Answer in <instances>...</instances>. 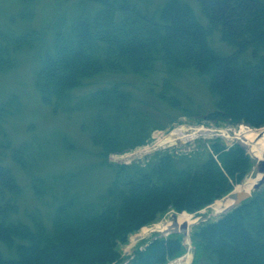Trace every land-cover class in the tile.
<instances>
[{
  "label": "trees",
  "instance_id": "16d2710c",
  "mask_svg": "<svg viewBox=\"0 0 264 264\" xmlns=\"http://www.w3.org/2000/svg\"><path fill=\"white\" fill-rule=\"evenodd\" d=\"M94 1L100 4L94 14L80 11L65 31L54 32L52 51L35 75L41 102L52 113L73 108L74 91L97 75L144 78L162 67L172 76L191 72L205 83L213 100L206 119L264 126V0H196L206 26L183 0H166L150 12L149 6L131 0ZM210 29L219 32L231 53L219 54L209 44ZM37 37L35 31L13 38L0 31V73L13 69L17 53L32 47ZM163 85L159 99L180 108L168 92L169 82ZM119 87L99 89L85 101L97 110L90 140L113 172L96 201L80 203L64 196L50 225L39 213L29 217L30 223L22 222L15 218L22 187L12 170L0 165V244L11 253L0 251V264H117L123 260L120 246L142 227L169 211L196 214L250 172L252 160L245 148L219 139L207 143L205 154L163 152L144 165L109 163L110 154L142 146L150 134L140 127L143 115L134 112L132 95ZM13 101L0 105L4 140L2 123ZM24 152L11 150L12 161L21 168L27 164ZM31 187L37 197L45 188L39 179ZM190 239L192 264H264V189L194 226ZM184 252L181 234L157 235L136 249L127 264H167Z\"/></svg>",
  "mask_w": 264,
  "mask_h": 264
},
{
  "label": "rangeland",
  "instance_id": "374dc122",
  "mask_svg": "<svg viewBox=\"0 0 264 264\" xmlns=\"http://www.w3.org/2000/svg\"><path fill=\"white\" fill-rule=\"evenodd\" d=\"M131 1L139 7L149 6L147 11L150 12L166 0H147L145 3L143 0ZM183 1L191 6L199 22L206 26L207 22L196 0ZM99 8V2L94 0H0L2 33L10 38L29 31H35L38 35L32 47L17 53L15 67L0 73V105L14 100L10 104V113L2 123L6 138L4 140L0 136V165L11 169L22 187V195L17 202L18 213L15 216L22 222L30 223L29 217L39 213L45 223L50 225L55 205L62 197L72 195L83 203L96 201L104 193L112 180L113 172L102 162L99 148L90 140V126L97 110L85 101L89 94L115 83L119 84L120 90L132 95L134 112L143 115L140 127L150 132L144 146H150L139 151L142 153L146 150L144 154L135 155L138 151L132 153V150L127 155H122L121 159L108 157L109 163L144 165L154 155L163 152L177 156L205 154L207 143L219 139L227 146L239 143L249 154L252 168L243 180L256 172L258 160L251 156L239 136L240 129L252 128L242 123L230 124L206 119L213 100L205 83L191 72L172 76L158 67L154 73L144 78L131 74L104 73L93 77L84 87L74 91L75 99L71 109L54 114L41 102L35 87V75L42 58L52 51L54 32L58 29L65 31L80 11L92 15ZM208 42L222 55L233 50L221 41L216 30H209ZM165 81L169 82L171 88L168 92L178 99L180 108H172L157 96L163 90ZM263 128L264 126L257 130ZM163 138H166V144L157 145L159 142L156 141ZM153 142L156 143L151 145ZM5 143L8 147L2 146ZM17 148L25 150L26 168H21L11 159V150ZM33 179H39L45 186L40 197L32 190ZM260 189H264V184ZM211 205L192 214L198 222L187 228L188 242L185 234L180 233L185 247L184 254L189 253L190 256L189 264H192L195 251L190 239L192 228L218 217L213 215ZM181 213L187 212L169 211L157 222L143 228L151 229L154 225L173 221ZM141 229L131 235L125 245L120 246L123 262L130 260L135 250L142 249L153 237H166L173 233L152 231L144 235L141 234ZM0 251L6 256L11 254L1 244ZM171 262L168 264H172Z\"/></svg>",
  "mask_w": 264,
  "mask_h": 264
},
{
  "label": "bare ground",
  "instance_id": "6f19581e",
  "mask_svg": "<svg viewBox=\"0 0 264 264\" xmlns=\"http://www.w3.org/2000/svg\"><path fill=\"white\" fill-rule=\"evenodd\" d=\"M239 136L248 147V151L252 157H255L258 161V165L264 166V128L260 130H253L248 128H242L239 130ZM262 173L255 172L247 176V178L240 184L236 185L233 191L227 197L215 201L211 208L213 209V215L219 216L224 212L229 206L232 205V195L239 191L251 192L255 186H257L258 181L261 179ZM198 222V219L192 214L181 213L174 217L173 221L165 222L164 224L154 225L151 229L142 228L141 234H148L152 231H158L159 233H169L178 230L181 225L185 224L187 227ZM186 242H188V233H184ZM190 256L187 253L182 258L178 259L175 264H189Z\"/></svg>",
  "mask_w": 264,
  "mask_h": 264
},
{
  "label": "water",
  "instance_id": "95a60500",
  "mask_svg": "<svg viewBox=\"0 0 264 264\" xmlns=\"http://www.w3.org/2000/svg\"><path fill=\"white\" fill-rule=\"evenodd\" d=\"M256 167H257L256 172L262 173V177L258 181L257 186H255V188L251 192L239 191V192L234 193L231 197L233 200L232 205L229 206L223 213L228 212L229 210L239 206L242 202L246 201L251 196L252 192L259 190V188L264 184V166L263 165L259 166L257 162ZM186 230H187V226L183 224L178 230L176 229L175 232L184 233Z\"/></svg>",
  "mask_w": 264,
  "mask_h": 264
},
{
  "label": "built area",
  "instance_id": "2783aa9c",
  "mask_svg": "<svg viewBox=\"0 0 264 264\" xmlns=\"http://www.w3.org/2000/svg\"><path fill=\"white\" fill-rule=\"evenodd\" d=\"M164 141H166V139L163 138V139H161L159 142H162V143H163Z\"/></svg>",
  "mask_w": 264,
  "mask_h": 264
}]
</instances>
